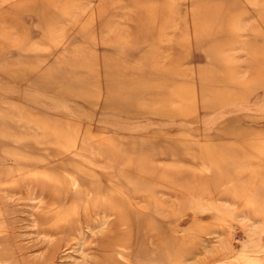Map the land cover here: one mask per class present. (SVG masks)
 <instances>
[{
	"label": "rangeland",
	"instance_id": "rangeland-1",
	"mask_svg": "<svg viewBox=\"0 0 264 264\" xmlns=\"http://www.w3.org/2000/svg\"><path fill=\"white\" fill-rule=\"evenodd\" d=\"M0 264H264V0H0Z\"/></svg>",
	"mask_w": 264,
	"mask_h": 264
},
{
	"label": "bare ground",
	"instance_id": "bare-ground-1",
	"mask_svg": "<svg viewBox=\"0 0 264 264\" xmlns=\"http://www.w3.org/2000/svg\"><path fill=\"white\" fill-rule=\"evenodd\" d=\"M114 186V184L112 183V182H107V185L105 186L106 188L108 187V188H110V187H113ZM105 190V189H104ZM105 192H106V190H105ZM118 196V195H117ZM108 205V208H109V206H110V204H107ZM107 208V209H108ZM195 218V217H194ZM181 219V218H180ZM125 220H122L121 222L123 223ZM129 234V232L126 230V231H124L123 232V234L122 235H124V236H126V235H128ZM155 233H153V232H151V229H148V228H146L144 231H143V236H144V239L145 240H147L148 238L149 239H156V236L154 235ZM121 239L119 238V237H116V238H113V239H111L110 241H111V243H110V245H115V244H117V243H119V241H120ZM94 248V247H93Z\"/></svg>",
	"mask_w": 264,
	"mask_h": 264
}]
</instances>
